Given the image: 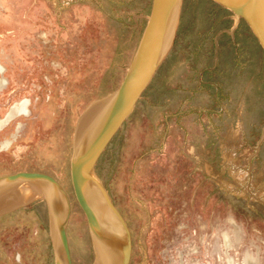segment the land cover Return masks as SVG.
<instances>
[{"label":"rangeland","instance_id":"1","mask_svg":"<svg viewBox=\"0 0 264 264\" xmlns=\"http://www.w3.org/2000/svg\"><path fill=\"white\" fill-rule=\"evenodd\" d=\"M152 1L0 0V175L62 184L71 264H99L71 178L78 119L120 84ZM93 170L128 226L127 264H264V28L224 0H182ZM6 190L0 264H54L39 187Z\"/></svg>","mask_w":264,"mask_h":264},{"label":"water","instance_id":"2","mask_svg":"<svg viewBox=\"0 0 264 264\" xmlns=\"http://www.w3.org/2000/svg\"><path fill=\"white\" fill-rule=\"evenodd\" d=\"M224 1L238 14H245L264 28V0ZM181 2L182 0L152 1L146 24L120 84L112 92L92 102L79 116L70 163L71 178L78 199L86 212L91 232H96L102 238L104 232L100 228V214L86 190L85 178H97L93 170L96 159L133 111L172 46ZM18 184H33L39 187L37 194L44 196L48 205L54 264H71L67 237L71 205L67 191L54 177L39 171L0 175V191ZM106 197L123 229L122 237L117 234L114 236L112 262L127 264L130 250L129 229L120 212L107 195ZM95 256L97 260V254Z\"/></svg>","mask_w":264,"mask_h":264},{"label":"bare ground","instance_id":"3","mask_svg":"<svg viewBox=\"0 0 264 264\" xmlns=\"http://www.w3.org/2000/svg\"><path fill=\"white\" fill-rule=\"evenodd\" d=\"M85 181L86 190L100 214V228L104 232V239L96 232H92L93 240L98 250L99 264H113L112 245L114 243V236L117 234L122 237L123 229L119 219L109 206L107 197L100 185L91 177L85 178ZM4 191H0V208L10 204L16 198L11 196L8 190Z\"/></svg>","mask_w":264,"mask_h":264}]
</instances>
